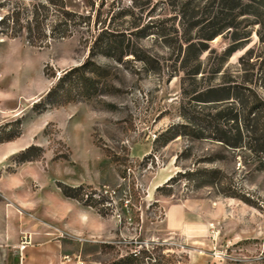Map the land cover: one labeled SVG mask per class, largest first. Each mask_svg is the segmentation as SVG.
I'll list each match as a JSON object with an SVG mask.
<instances>
[{
  "label": "rangeland",
  "instance_id": "1",
  "mask_svg": "<svg viewBox=\"0 0 264 264\" xmlns=\"http://www.w3.org/2000/svg\"><path fill=\"white\" fill-rule=\"evenodd\" d=\"M64 2L85 17L69 37L35 46L25 30L13 37L0 26V194L24 203V220L50 232L40 236L71 239L65 252L85 264H264V167L209 140L155 143L183 121L184 88L194 82L184 83L189 43L205 48L192 60L199 85L227 76L252 82L264 98V0ZM39 4L46 1L0 0V20L19 7L25 24ZM41 11L50 33L63 19L53 7ZM101 34L129 46L121 57L94 59L106 74L103 93L44 104ZM203 168L221 179L196 187L176 176ZM133 252L137 259L127 260Z\"/></svg>",
  "mask_w": 264,
  "mask_h": 264
},
{
  "label": "trees",
  "instance_id": "2",
  "mask_svg": "<svg viewBox=\"0 0 264 264\" xmlns=\"http://www.w3.org/2000/svg\"><path fill=\"white\" fill-rule=\"evenodd\" d=\"M45 1L47 5L39 4L34 7L33 16L28 17L25 24L20 23L19 7L15 8L12 14L4 16L0 20V26H4L8 31L5 33L4 30V34L9 35L10 32L13 37H16L25 30L26 38L30 44L42 46L47 42L49 36L52 38L71 36L73 34L72 26L80 25L79 22H72L76 21V18H82L83 21L85 19L82 14L69 10L64 0ZM51 7L60 13L63 20L48 33L45 25V20L48 17L41 10ZM18 25L20 26L18 27ZM228 26L233 27L232 24H228ZM219 33L221 30L213 32L206 39L211 40ZM114 43L116 42L101 34L93 43L88 58L82 64L65 70L49 89L45 99L42 98L41 101L51 106H62L82 99L91 100L102 94L106 74L94 59L100 54L121 57L128 52V45L121 43L114 46ZM236 49L234 46L227 49L224 59L228 60ZM203 50L205 48L196 49V44L193 42L187 45L183 58V69L186 76L184 83L189 79L194 82L191 84L190 90L184 88V95L188 100L182 105L180 111L183 121L171 125L155 140V143L162 140L167 145L178 136L218 142L228 149L247 152L252 161L263 168L264 98L260 97L255 87L252 86V82H238L231 77L227 78V76L218 84L199 85L197 74L200 72V64L194 65L192 60L194 56L196 59ZM176 176H190V180L194 181L196 187H202L217 183L216 181L221 179V171L203 168L192 172H178ZM176 176L166 184H170L176 179ZM72 190V187L65 186L63 191L65 195L73 197L74 195L70 193ZM221 192L231 197L240 198V195L234 191L222 189ZM137 257L138 254L133 252L126 259L134 261Z\"/></svg>",
  "mask_w": 264,
  "mask_h": 264
},
{
  "label": "crops",
  "instance_id": "3",
  "mask_svg": "<svg viewBox=\"0 0 264 264\" xmlns=\"http://www.w3.org/2000/svg\"><path fill=\"white\" fill-rule=\"evenodd\" d=\"M27 208L23 202L8 201L0 194V264H60L68 242L62 232L48 239L40 224H31L23 218L22 209ZM24 231L33 233L34 244L26 248L21 259L17 246Z\"/></svg>",
  "mask_w": 264,
  "mask_h": 264
},
{
  "label": "built area",
  "instance_id": "4",
  "mask_svg": "<svg viewBox=\"0 0 264 264\" xmlns=\"http://www.w3.org/2000/svg\"><path fill=\"white\" fill-rule=\"evenodd\" d=\"M33 244V233L29 231H24L17 246L21 259L24 258V252L26 248L32 246ZM60 264H85V260L82 258V254L80 253L63 254L61 257Z\"/></svg>",
  "mask_w": 264,
  "mask_h": 264
},
{
  "label": "water",
  "instance_id": "5",
  "mask_svg": "<svg viewBox=\"0 0 264 264\" xmlns=\"http://www.w3.org/2000/svg\"><path fill=\"white\" fill-rule=\"evenodd\" d=\"M76 65H80V64H76Z\"/></svg>",
  "mask_w": 264,
  "mask_h": 264
}]
</instances>
